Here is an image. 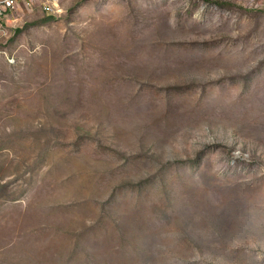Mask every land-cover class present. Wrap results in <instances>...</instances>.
<instances>
[{
  "label": "rangeland",
  "instance_id": "1",
  "mask_svg": "<svg viewBox=\"0 0 264 264\" xmlns=\"http://www.w3.org/2000/svg\"><path fill=\"white\" fill-rule=\"evenodd\" d=\"M0 31V264H264V0H59Z\"/></svg>",
  "mask_w": 264,
  "mask_h": 264
},
{
  "label": "built area",
  "instance_id": "2",
  "mask_svg": "<svg viewBox=\"0 0 264 264\" xmlns=\"http://www.w3.org/2000/svg\"><path fill=\"white\" fill-rule=\"evenodd\" d=\"M59 0H0V31L3 24L11 21L14 13L20 9L32 10L34 7L46 16L56 15L59 12Z\"/></svg>",
  "mask_w": 264,
  "mask_h": 264
}]
</instances>
